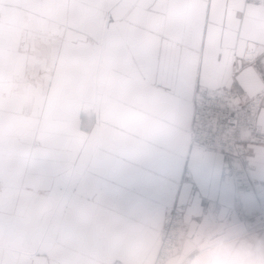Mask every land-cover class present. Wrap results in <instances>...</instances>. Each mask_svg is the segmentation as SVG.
Returning <instances> with one entry per match:
<instances>
[{
	"label": "snow or ice",
	"instance_id": "6c2138e0",
	"mask_svg": "<svg viewBox=\"0 0 264 264\" xmlns=\"http://www.w3.org/2000/svg\"><path fill=\"white\" fill-rule=\"evenodd\" d=\"M186 214L264 234V0H0V264H161Z\"/></svg>",
	"mask_w": 264,
	"mask_h": 264
},
{
	"label": "crops",
	"instance_id": "0c3cea01",
	"mask_svg": "<svg viewBox=\"0 0 264 264\" xmlns=\"http://www.w3.org/2000/svg\"><path fill=\"white\" fill-rule=\"evenodd\" d=\"M166 194V190L161 188L159 192L161 202H163ZM216 215L219 221H223L227 218V216L223 214ZM200 216L202 215L186 214V234L188 232L189 224L192 221L198 220ZM163 221V218H159L155 223L154 239L157 247H159V235ZM245 240L250 241L253 244L256 241H260L261 246L264 247V234L250 232L246 229L244 232L228 237L225 241L211 245L204 250H199V248L196 247L191 254L186 256L183 262H180V256L184 245L183 242L180 254L174 257L170 264H233V262L238 258L237 249L239 248L240 243Z\"/></svg>",
	"mask_w": 264,
	"mask_h": 264
},
{
	"label": "water",
	"instance_id": "95a60500",
	"mask_svg": "<svg viewBox=\"0 0 264 264\" xmlns=\"http://www.w3.org/2000/svg\"><path fill=\"white\" fill-rule=\"evenodd\" d=\"M245 230L244 227L228 217L223 221H219L216 214L202 215L198 220L189 224L180 262H183L186 256L191 254L196 247L199 250H204Z\"/></svg>",
	"mask_w": 264,
	"mask_h": 264
},
{
	"label": "built area",
	"instance_id": "2783aa9c",
	"mask_svg": "<svg viewBox=\"0 0 264 264\" xmlns=\"http://www.w3.org/2000/svg\"><path fill=\"white\" fill-rule=\"evenodd\" d=\"M166 221H163V225ZM186 236V215L182 216L175 224L169 229L168 237L165 241V256L161 264H170L171 260L178 256L181 251L182 244ZM159 235V246H160Z\"/></svg>",
	"mask_w": 264,
	"mask_h": 264
},
{
	"label": "clouds",
	"instance_id": "9594fccd",
	"mask_svg": "<svg viewBox=\"0 0 264 264\" xmlns=\"http://www.w3.org/2000/svg\"><path fill=\"white\" fill-rule=\"evenodd\" d=\"M238 258L233 264H264V247L260 241L254 244L250 241H242L237 249Z\"/></svg>",
	"mask_w": 264,
	"mask_h": 264
}]
</instances>
